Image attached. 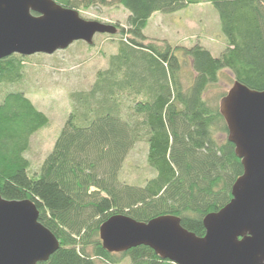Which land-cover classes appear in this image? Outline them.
<instances>
[{
  "label": "trees",
  "instance_id": "obj_1",
  "mask_svg": "<svg viewBox=\"0 0 264 264\" xmlns=\"http://www.w3.org/2000/svg\"><path fill=\"white\" fill-rule=\"evenodd\" d=\"M55 1L79 12L119 6L126 22L107 34L116 49L106 66L88 86L69 92L71 109L37 170L26 153L49 118L24 90H4L23 79L33 55L0 59V194L32 200L59 240L58 250L38 264H177L145 245L108 252L100 226L120 214L140 222L172 215L203 237L204 218L231 201L244 168L220 112L228 91L211 93L223 78L264 91V0ZM202 3L216 9L226 38L218 56L198 43L145 34L154 13ZM142 141L152 174L129 180L124 165Z\"/></svg>",
  "mask_w": 264,
  "mask_h": 264
},
{
  "label": "water",
  "instance_id": "obj_2",
  "mask_svg": "<svg viewBox=\"0 0 264 264\" xmlns=\"http://www.w3.org/2000/svg\"><path fill=\"white\" fill-rule=\"evenodd\" d=\"M117 32L116 25L86 20L55 0H0V59L51 55L77 41L91 45L98 33ZM220 112L244 171L231 201L204 218L205 236L184 228L177 216L140 222L120 214L100 226L104 249L120 253L145 245L177 264H264V91L236 80ZM39 214L32 200L0 194V264H38L58 250L59 240Z\"/></svg>",
  "mask_w": 264,
  "mask_h": 264
},
{
  "label": "rangeland",
  "instance_id": "obj_3",
  "mask_svg": "<svg viewBox=\"0 0 264 264\" xmlns=\"http://www.w3.org/2000/svg\"><path fill=\"white\" fill-rule=\"evenodd\" d=\"M79 13L86 20L114 24L118 31L125 25L127 18V11L115 5L82 9ZM144 32L150 38L168 39L180 45L201 44L210 49L214 56H218L226 46L219 15L209 3L190 5L168 14L154 13ZM115 49L107 34L98 33L90 48L85 43L75 42L68 49L51 55L35 54L30 57L31 64L23 79L5 87L4 90H24L36 107L49 118V124L30 139L26 156L33 170L40 167L53 149L71 109L69 92L88 86L97 70L106 66L108 55ZM232 85L229 79L223 78L212 88L211 95L227 92ZM146 153L147 144L144 141L139 142L129 153L123 169V174L129 180H144L152 174L145 162ZM98 263L105 264L101 261Z\"/></svg>",
  "mask_w": 264,
  "mask_h": 264
}]
</instances>
